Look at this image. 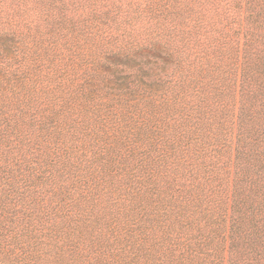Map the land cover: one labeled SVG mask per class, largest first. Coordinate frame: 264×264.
Masks as SVG:
<instances>
[{
	"label": "trees",
	"instance_id": "obj_1",
	"mask_svg": "<svg viewBox=\"0 0 264 264\" xmlns=\"http://www.w3.org/2000/svg\"><path fill=\"white\" fill-rule=\"evenodd\" d=\"M0 264H264V0H0Z\"/></svg>",
	"mask_w": 264,
	"mask_h": 264
}]
</instances>
